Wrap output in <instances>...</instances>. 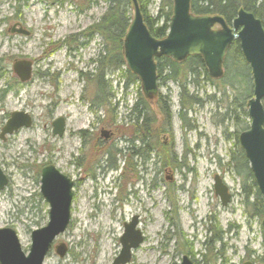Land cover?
Here are the masks:
<instances>
[{"label":"rangeland","instance_id":"374dc122","mask_svg":"<svg viewBox=\"0 0 264 264\" xmlns=\"http://www.w3.org/2000/svg\"><path fill=\"white\" fill-rule=\"evenodd\" d=\"M139 2L144 14L156 16L159 0ZM107 5V0H0V130L12 111L32 117L31 127L0 138V169L8 181L0 190V228L14 229L27 253L30 232L48 220V204L36 179V171L48 162L74 184L69 225L53 240L43 264H112L123 222L134 214L143 242L126 264H179L182 255L198 264L252 259L258 264L264 259V231L261 220L244 211L242 181L227 165L235 138L228 122L215 123L220 119L215 108L225 98L217 105L208 101L213 94L219 99L214 83H200L202 104L192 105L187 114L192 129L183 130L177 117L178 87L166 84L173 150L167 135L155 137L150 159L136 168L135 159L127 162L125 154L114 152L124 146L120 127H129L126 110L143 98V90L139 80L125 87V65L109 71L100 84L87 80L101 40L85 37V32ZM16 22L29 34L10 33ZM18 59L32 62V75L24 83L12 71ZM188 87L190 93L195 90ZM96 89L103 108L93 103L100 102L94 99ZM159 91L167 89L159 86ZM58 117L66 124L62 137L52 135L51 122ZM100 129L114 132L106 144L98 138ZM108 147L113 149L112 167L106 165ZM217 174L232 193L227 206L213 192ZM215 227L221 228L220 244L212 243ZM59 243L66 246L63 257L54 250Z\"/></svg>","mask_w":264,"mask_h":264},{"label":"water","instance_id":"95a60500","mask_svg":"<svg viewBox=\"0 0 264 264\" xmlns=\"http://www.w3.org/2000/svg\"><path fill=\"white\" fill-rule=\"evenodd\" d=\"M172 15L166 36L156 39L150 35L143 23L137 0H129L133 17L128 24L123 40L125 66L139 79L144 96L149 98L157 89V76L154 59L158 55L171 57L174 61L190 55L202 56L203 64L211 78L222 76V62L227 49L239 42L243 60L249 65L252 78V94L248 99L247 130L239 133L238 141L248 161L255 180L257 191L264 198V29L261 20L245 9H239L229 26L218 15H194L190 11L191 0H172ZM218 26L215 29L214 26ZM17 27V28H16ZM10 32L28 35L18 23ZM32 62L18 59L12 65V71L21 82L30 80ZM1 130L0 138L5 139L21 127H31L32 117L24 111H12ZM53 135L62 134L64 119L58 117L51 123ZM40 195L48 204V220L43 227L30 232V247L24 253L19 244L16 231L10 227L0 228V264H43L53 240L69 225L72 198V180L61 174L52 164H46L40 171ZM213 191L223 206L228 204L230 192L227 185L217 174L213 178ZM7 177L0 169V190L7 185ZM138 218L133 216L124 223L123 234L119 237L120 250L113 264H125L131 258V250L143 242L142 234L136 228ZM264 231V210L261 219ZM55 253L63 257L66 253L64 243L55 247ZM179 264H194L189 255H182ZM242 264H251L244 261Z\"/></svg>","mask_w":264,"mask_h":264},{"label":"trees","instance_id":"16d2710c","mask_svg":"<svg viewBox=\"0 0 264 264\" xmlns=\"http://www.w3.org/2000/svg\"><path fill=\"white\" fill-rule=\"evenodd\" d=\"M137 3L143 23L146 25L150 35L156 39L164 38L169 26L168 22L172 15L171 10L173 1L159 0L156 16L154 18L146 15V13L144 14L142 4L139 0H137ZM107 4L102 16L98 20L92 22L87 32H85V37H92L95 35L101 40V49L93 60H91L93 65L92 69H94L93 73H90L87 77L89 82L96 80L98 84L101 83L102 79L105 78L109 71L120 69L125 65L122 46L125 32L132 19L131 3L129 0H107ZM18 7L19 6L15 7L16 12L19 9ZM239 9H245L254 14L255 17L261 20L264 29V0H191L190 3V11L194 15H218L222 17L228 25H231L232 19L236 16ZM225 53L226 55L222 62V76L217 79H211L209 75H207L205 64H203L202 56L200 55H190L180 60V62H176L170 57L159 55L155 58L158 84L163 85L170 81L176 84L179 98L178 119L181 121V128L188 129H192L190 120L187 119L188 111L191 109L192 105L202 104V100L198 97L200 83L205 81L216 85L219 99L213 94L209 95V97L207 96L208 101L212 103L215 102L217 105L219 103L222 104L225 98V102L223 106H215V113L220 117L215 123L219 122L223 125L225 122H228L226 128L228 129L229 126L233 128V133H230V135L235 138L234 150L229 155L227 165L231 167L237 177L240 178V181H242L241 189L242 192H244V211L249 217L252 216L261 220L264 210V198L260 195L259 191H257L252 171L248 166V161L244 156L243 150L239 146L237 138L240 132L247 130L249 124L246 103L248 99L253 96L250 68L242 58L238 41H235ZM125 79V87L130 83H136L138 80L128 69H125ZM191 84L194 86L195 90L190 93L188 86ZM99 98L100 93L97 91L94 99L100 101ZM157 99V105L160 109V120L168 126L165 130L167 132L171 131V112L169 109L171 98L166 94L158 96ZM93 103H96V106L99 104V107L104 106L102 101ZM137 104H139L141 112L140 127L142 142L149 148L152 143L151 110H149V104L144 97H139ZM262 105L264 108V98L262 100ZM220 108H222V112H220ZM246 120L248 121L245 122ZM223 134L226 139H230L225 132ZM149 135L151 137H149ZM147 147H145L146 158H148ZM211 232L213 236L212 243L220 244L223 238L221 236V228L216 229L215 227ZM177 250L179 251L180 248H177Z\"/></svg>","mask_w":264,"mask_h":264},{"label":"flooded vegetation","instance_id":"af4514ba","mask_svg":"<svg viewBox=\"0 0 264 264\" xmlns=\"http://www.w3.org/2000/svg\"><path fill=\"white\" fill-rule=\"evenodd\" d=\"M16 23H18V22H16ZM16 23H14V24H16ZM17 28V27H16ZM214 28L215 29H218L219 27H217V25L216 26H214ZM11 33V32H10ZM13 33H18V32H12V34ZM18 34H20V33H18ZM162 39V38H161ZM157 71V70H156ZM207 75H208V73H207ZM156 76H157V73H156ZM1 77V76H0ZM210 77V76H209ZM211 78V77H210ZM18 79V78H17ZM211 79H213V78H211ZM214 79H217V78H214ZM19 82H21L20 80H18ZM171 82V81H170ZM21 83H24V82H21ZM173 83V82H172ZM167 84V83H166ZM166 84H163V85H159L158 84V78H157V89L150 95V97L149 98H146V99H148V100H146V102L149 104V110H151V121H152V129H151V131H152V143H151V145L149 146V148L147 147V146H145V144L142 142V132H141V121H140V118H141V116H140V107H139V104H137L138 103V99H139V97H138V99L136 98V101L135 102H133L128 108H127V117H126V122H128L129 123V127L127 128L126 126H123V127H120V128H122L123 130H121L120 129V131H121V133H123V135H122V139H123V143H124V146H123V148L121 147V148H119V149H114V152L116 153V154H125V157H126V161L128 162L129 160L130 161H132L133 162V159H135L136 160V162H134V166H135V168H136V166L137 165H139V166H141L142 164H144V162H145V160H148V159H150V156H151V154H152V152L154 151L153 150V148H154V146H153V143H154V139H155V137L157 138L158 136H161V135H167L168 136V138H170V150H173V148H174V141H172L173 139H172V135H173V133H172V109H171V105H170V103H169V109H170V112H171V118H170V130L171 131H166L165 129H167L168 128V126L164 123V122H162L161 120H160V109L158 108V105H157V102H158V96H160V95H168L169 96V92H170V89H169V87H167V85ZM175 84V83H174ZM176 85V84H175ZM159 86H165V88L167 89V92H160L159 91ZM3 90V89H2ZM3 92L4 91H2V94H3ZM144 97V96H143ZM151 104H154L153 106H154V108H155V110H156V116L155 117H153V111H152V108L150 107V105ZM105 105L106 104H104V106L103 107H105ZM103 107H101V108H103ZM178 108H179V106H178ZM179 112V111H178ZM177 117H178V113H177ZM180 120V119H179ZM181 122V121H180ZM52 123V122H51ZM65 126H66V124H65V120H64V130H63V132H62V134H60V135H58V134H54V135H56V136H58V137H62L63 136V134H64V131H65ZM22 128V127H21ZM180 128H181V125H180ZM182 130L184 129V128H181ZM18 130H20V129H18ZM17 130V131H18ZM16 131V132H17ZM123 131V132H122ZM52 132H53V126H52ZM14 133V132H13ZM156 133H158V134H156ZM99 135H98V138L100 139V140H102L103 141V143L104 144H106L107 142H108V140L114 135V132L113 131H110V130H104V129H100V131H99V133H98ZM52 135H53V133H52ZM53 135V136H54ZM81 137H82V139H83V142L82 143H84L85 141H84V136H83V134H79ZM6 136V135H5ZM10 136V135H9ZM5 138V137H4ZM2 139V138H1ZM6 139V138H5ZM5 139H2V140H5ZM145 147H147L148 148V158H146V153H145ZM104 153H105V155L107 156L106 157V165L109 167V166H111V164H112V160H113V158H114V155H113V149L112 148H110V147H108L107 149H105L104 150ZM129 161V162H130ZM137 161H138V163H137ZM46 164H50V163H45L44 165H46ZM77 164H82V162L79 160V157L77 158ZM43 165V166H44ZM42 166V167H43ZM138 166V167H139ZM41 167V168H42ZM112 167V166H111ZM41 168H39L40 170L39 171H36V179H38L39 180V183H40V179H39V177H40V171H41ZM59 170V169H58ZM137 170V169H136ZM60 171V170H59ZM60 173L61 174H63L61 171H60ZM6 175V174H5ZM64 175V174H63ZM65 176H67V175H65ZM67 177H69V176H67ZM70 178V177H69ZM71 179V178H70ZM72 180V179H71ZM8 184V183H7ZM73 184H74V182H73V180H72V186H71V189L73 188ZM40 186V185H39ZM228 188V191L227 192H230L229 191V187H227ZM214 192V191H213ZM72 196H73V189H72ZM231 196H232V193L230 192V198H231ZM219 198V197H218ZM230 198H229V201H230ZM43 199V198H42ZM44 201V200H43ZM229 201H228V204H229ZM46 202V201H45ZM227 204V205H228ZM226 205V206H227ZM223 206V205H222ZM48 211V210H47ZM133 216H136L137 218H138V216L137 215H133ZM133 216H131L130 218L132 219V217ZM131 219L129 220V221H124L123 222V225H124V223L126 222V223H129L130 221H131ZM139 224V218H138V222H137V225ZM137 225H136V228H137ZM124 230V229H123ZM170 233V232H169ZM142 234V233H141ZM174 235H176L174 232H173V236ZM143 237V236H142ZM143 239V238H142ZM176 244H178V243H175V245ZM181 244V243H180ZM139 246V245H138ZM137 246V247H138ZM136 247V248H137ZM135 249V248H134ZM54 250H55V247H54ZM119 253V252H118ZM117 256V255H116ZM116 256H114L113 257V259L116 257ZM190 257V256H189ZM191 258V257H190ZM113 259H112V264H113ZM192 260H193V262H194V264H196L197 262H196V260H194L193 258H191ZM247 261H249V262H251V264H255L256 262H255V259H252V261L251 260H247ZM180 263V262H179ZM258 264H264V259L263 258H260L259 259V263Z\"/></svg>","mask_w":264,"mask_h":264}]
</instances>
